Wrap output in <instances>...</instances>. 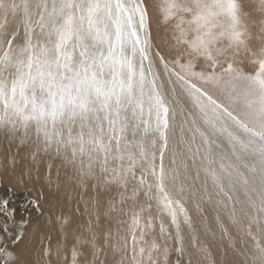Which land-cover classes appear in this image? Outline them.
Instances as JSON below:
<instances>
[{
	"label": "snow or ice",
	"instance_id": "obj_1",
	"mask_svg": "<svg viewBox=\"0 0 264 264\" xmlns=\"http://www.w3.org/2000/svg\"><path fill=\"white\" fill-rule=\"evenodd\" d=\"M0 133L83 193L42 264H216L207 208L233 264H264V0H0ZM16 211L0 264H25Z\"/></svg>",
	"mask_w": 264,
	"mask_h": 264
},
{
	"label": "bare ground",
	"instance_id": "obj_2",
	"mask_svg": "<svg viewBox=\"0 0 264 264\" xmlns=\"http://www.w3.org/2000/svg\"><path fill=\"white\" fill-rule=\"evenodd\" d=\"M158 29L161 32L160 27ZM162 38L163 40L166 38L165 33ZM16 147V144H12L9 147L8 141L0 133V164L3 165L0 166V189L3 187L9 189L10 186L17 190L11 191L13 195L10 197L4 196L0 192V200L7 199L10 206L13 207V200L20 199L23 204H17L25 207L21 210L26 213L30 212L31 206L29 207L28 205H32L34 201H38L42 206V213L40 212L37 217L29 213L31 217H29L30 223L26 226L27 235L25 242L17 250L25 264H34V262L35 264H42L40 259L41 238L51 236L53 244L59 239L57 215L71 217L73 222L80 219L76 215L75 209L78 202L81 201L83 193L76 183L75 174L71 167L64 165L60 159L41 155L33 161L30 150L27 147H21L19 154L16 152ZM10 156H14L16 159L14 167L9 163ZM49 163L52 165L51 184L49 183ZM80 207L83 210L82 203H80ZM24 214L18 213L17 210L16 218L18 220L23 217L26 218ZM207 216L208 220L206 223L213 229L215 235L205 234L203 231L205 222H201L193 212V219L196 221V227L199 230L200 241L209 246L216 264H233L236 257L229 248V241L226 238H222V233L216 227L213 219L214 213L210 208H207ZM187 231L185 228L186 237ZM186 243H188L187 239ZM68 244L70 248V239ZM237 246H239L238 243Z\"/></svg>",
	"mask_w": 264,
	"mask_h": 264
},
{
	"label": "rangeland",
	"instance_id": "obj_3",
	"mask_svg": "<svg viewBox=\"0 0 264 264\" xmlns=\"http://www.w3.org/2000/svg\"><path fill=\"white\" fill-rule=\"evenodd\" d=\"M158 27H160V29H161V32H160V30L158 29ZM162 32H163V34L165 33V27H164V25L163 24H159V26H158V17H156V16H154L153 17V35L156 37V40H157V42L158 43H161V42H163L162 40H163V38H162V36H163V34H162ZM250 67V66H249ZM8 188V187H7ZM1 189H3V190H1ZM0 189V192L4 195V196H7V197H10V196H12L13 195V192H11V191H17L16 189H14V188H12V187H10L9 186V189H5L4 187L3 188H1ZM18 192H22V191H18ZM7 193V194H6ZM9 194V195H8ZM17 201V202H16ZM16 202V203H15ZM17 203H21V204H23L22 203V201L19 199V200H13V207H15L17 210H18V213H25L24 215L26 216V218L25 219H29V217H31V215L30 214H34V215H36V217L40 214V212H38V211H36V208H35V206L32 204V205H28L31 209H30V214L29 213H26L25 211H23V210H21V209H24L25 207H21V206H19ZM32 212V213H31ZM24 218V217H23ZM186 228V227H185ZM187 229V228H186ZM173 258H174V255H173Z\"/></svg>",
	"mask_w": 264,
	"mask_h": 264
}]
</instances>
